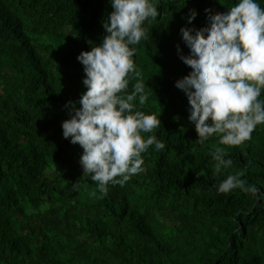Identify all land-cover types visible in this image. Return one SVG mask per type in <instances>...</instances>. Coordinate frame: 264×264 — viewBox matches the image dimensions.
<instances>
[{
  "label": "trees",
  "instance_id": "trees-1",
  "mask_svg": "<svg viewBox=\"0 0 264 264\" xmlns=\"http://www.w3.org/2000/svg\"><path fill=\"white\" fill-rule=\"evenodd\" d=\"M236 2L158 0L148 38L131 47L149 97L135 103L161 119L154 134L166 147L150 146L143 172L103 195L83 176V149L63 137L62 122L67 102L81 107L77 56L107 35L109 0H0V264H264V124L241 145L218 135L201 145L175 86L190 72L180 29L202 28L205 9L219 15ZM214 146L233 161L223 176L213 175ZM239 170L256 196L216 190Z\"/></svg>",
  "mask_w": 264,
  "mask_h": 264
},
{
  "label": "clouds",
  "instance_id": "clouds-1",
  "mask_svg": "<svg viewBox=\"0 0 264 264\" xmlns=\"http://www.w3.org/2000/svg\"><path fill=\"white\" fill-rule=\"evenodd\" d=\"M109 2L113 11L103 24L107 35L77 56L85 73L81 107L67 102L70 118L62 122L63 137L83 149L79 160L83 176L96 182L103 195L108 194L109 185L124 186L143 172L142 154L150 146L156 151L166 147L154 134L161 119L139 110L135 103L144 105L149 97L134 61L136 48L131 47L148 38L144 25L160 15L158 0ZM189 12L191 24L198 13L195 9ZM205 14L204 27L180 29L190 52L184 55L179 45L177 51L190 72L176 80L175 86L187 98L188 123L198 133L199 144L218 135L222 145H241L252 138L257 125L264 124V7L258 0H237L224 13L216 15L205 9ZM132 78L136 83L128 93ZM144 133L153 134L145 138ZM211 156L213 175L223 176L232 159L219 146H214ZM244 176V170L229 173L216 190L229 193L239 189L256 196L260 189Z\"/></svg>",
  "mask_w": 264,
  "mask_h": 264
}]
</instances>
